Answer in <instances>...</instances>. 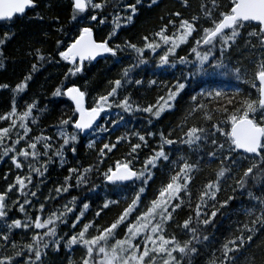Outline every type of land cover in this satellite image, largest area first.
Here are the masks:
<instances>
[{"label": "snow or ice", "instance_id": "obj_1", "mask_svg": "<svg viewBox=\"0 0 264 264\" xmlns=\"http://www.w3.org/2000/svg\"><path fill=\"white\" fill-rule=\"evenodd\" d=\"M177 2L181 9L191 7L190 0ZM159 5L160 0H67L69 32L62 13L45 15L53 10L52 0H0V28L6 29L0 31V69L6 70L10 59L5 49L17 36L16 20L30 11V20L48 23L51 31L43 33L45 38L58 37L50 53L29 42L26 55L32 60L26 72L14 86L0 83V90L11 93L10 109L0 113V164L8 165L0 177L6 183L0 191V264H45L49 253L62 251L67 264H194L214 242L219 246L206 264H257L254 246L264 264V0H201L189 17L180 10L160 16L161 26L141 37L142 43L117 42L141 9ZM106 25L109 31L98 38L97 31ZM182 46L189 48L187 55L179 54ZM123 53L130 54V63L108 82L105 93L91 97L86 88L74 82L69 86L98 57ZM245 61L255 69L250 78H245ZM52 64H64L66 71L48 103L55 98L70 103L56 123L45 127L48 103H42L41 94L26 97L36 75ZM177 68L179 76L171 84L147 81L148 87L165 92L154 103H142L128 91L145 85L136 78L142 72L156 75ZM233 80L248 84L255 97L231 86ZM192 83L199 90L188 93L190 103L179 123L156 130ZM134 119L143 127H129ZM117 132L121 134L113 141ZM85 140L96 152L87 166L77 158ZM98 142L102 147L97 149ZM122 144L128 151L108 164ZM57 164L66 175L41 200L49 169ZM205 168L214 179L194 195V178ZM157 172L168 181L148 200ZM126 189L131 194L124 197L127 206L101 225L102 214L120 205L115 197ZM222 190L231 192L224 200L218 195ZM101 191L105 196L92 212L93 197ZM238 195L248 201L244 219L218 241L217 217ZM49 203L58 207L50 209ZM185 209L187 218L178 222ZM21 234L28 237L22 244L14 239ZM76 249L83 250L78 260L68 255Z\"/></svg>", "mask_w": 264, "mask_h": 264}, {"label": "trees", "instance_id": "obj_2", "mask_svg": "<svg viewBox=\"0 0 264 264\" xmlns=\"http://www.w3.org/2000/svg\"><path fill=\"white\" fill-rule=\"evenodd\" d=\"M201 0H190L191 7L187 10L181 9L177 0H160L159 7H153L151 10L147 8H143L140 10V13L135 17L134 23L129 25L126 28H123L118 35L117 42L122 43L124 40H131L137 44L142 43L141 37L145 35H150L152 32L157 31L159 29L160 20L159 17L162 15H166L167 12L173 10H180L183 12L185 17H189L194 14L199 7ZM224 3H227V0H223ZM53 10L46 11L45 15L47 17H51L56 15L57 13H62L61 20L65 22V28L68 29L69 32H72L73 29L66 23L69 19V11L67 9V0H52ZM43 7V5H42ZM34 16L33 12H29L27 16L17 19L15 26L13 27V31L17 33L16 38L10 42L5 49V55L9 56L10 59L6 62L7 67L6 70L0 69V83H8L11 86H14L19 79L21 78L22 73H25L28 67V63L31 62L32 58L26 55L28 51L27 45L29 42L33 44V47H40L44 50L45 53H50L55 51V40L58 38L55 33H53L50 37L45 38L43 33L50 32L48 23H40L30 20L29 18ZM166 22V21H165ZM6 30L5 28H0V31ZM109 31V27L104 26L103 30L97 31V37H102L107 34ZM171 31V29H170ZM62 38V37H61ZM179 51L180 55H187L189 48L187 46H182ZM238 53H234V57H238ZM190 59L194 57H189ZM131 57L129 53L119 54L118 57L112 58L108 57L107 59L102 58L96 62H93L89 65L87 72L83 77L74 78L73 81H69V86L74 82L76 85L80 86L82 89H87L89 91L90 96L94 97L98 94L105 93L110 87L108 82L110 80H114L119 77V74L123 67L128 66L130 63ZM152 65H149V69H151ZM66 71V67L64 64H52L47 65L44 69L38 73L32 82L29 90L28 96L26 99H30L33 95L41 94L40 98L42 103H48L49 99H52L50 96L51 90L54 87L60 85L63 81V73ZM255 71L254 67L247 64L245 61V72L247 76L245 78H250ZM174 76H179V68L177 69H169L167 72L157 73L153 75L151 70L140 73L136 78H143L145 80V85L139 90L134 88H129L128 91L132 92L133 97L139 100L142 103H154L156 99L164 95L165 92L162 88L157 87H148L147 81L150 79H163L165 82L171 84L174 82ZM231 86H238L245 92H252L253 97H255V92L250 88L248 84L239 83L238 85L233 80L231 81ZM193 88L199 90L198 86L195 83H192L184 93H182L181 97L176 104V107L171 112H166L162 119L155 124V129L159 130L161 128L167 129L171 126H175L179 123L180 119L184 115V111L190 103V97L188 93H192ZM124 93H122L123 95ZM47 97V98H46ZM89 102L91 100L89 99ZM66 98H55L52 103H48V107L50 109L51 114L43 121L45 127L49 124H54L57 122V118L60 112L66 108L69 104ZM11 106V93L9 90H0V113L8 111ZM115 111H113L112 115L115 116ZM105 120L110 119V117L105 116ZM191 123V121H190ZM135 125L137 128L143 127V122L141 120L134 119L132 124L129 127ZM123 130H121L122 132ZM121 132H117L113 135L112 140H115L116 135H120ZM106 142V141H105ZM87 140L83 142V146L78 149L77 158L85 165H89L93 163L96 159V152L93 150H89L86 147ZM102 147L101 143H97L96 148ZM128 151V145L122 144L118 146V150L115 151L114 155L111 156V159L108 160V164H112L116 159H121L124 154ZM147 153H143V156ZM69 158L71 159V155L69 154ZM195 159V157H193ZM136 167H140L139 164ZM8 171L7 164H0V177H2L4 172ZM66 175V171L61 169L59 165H54L49 169L48 174V183L43 187L42 193L40 195L41 200H43L44 196L48 194L49 189L54 187V182H60L63 180ZM95 178V177H94ZM11 180L12 177L10 176ZM214 179V175L211 169L205 168L202 172L197 173L194 181L191 186V191L195 195L197 190L202 187V185L208 180ZM168 181V176L165 173L157 172L155 183H152L151 187L148 190V200L152 199L156 191L161 187L162 183H166ZM99 183V181H97ZM6 187V183L3 179H0V191H2ZM231 192L228 190H222L218 195L219 199L224 200L230 195ZM130 190H124L120 193L117 199H120L121 203L119 206L112 207L110 210H107L105 214H102V219L99 220L101 225L107 226L112 220H114L119 213L126 207V203L124 201L125 196H129L130 198ZM105 193L101 191L99 196H94L93 200L95 203L93 204L92 212L96 210V206L102 202ZM15 198V197H13ZM147 203V201H145ZM248 205V201L246 197H242L238 195V198L234 200L231 205L222 210L223 215H218L217 217V228L215 229V238L218 241H223L225 237L230 234L231 228L235 227L234 222L237 220H243L244 216L242 214L243 207ZM58 207V205H54L49 203V208ZM11 215L16 218H22L18 213L13 212ZM187 218V209L179 213L177 218L178 222H182ZM88 219H92V213L88 214ZM63 231H68V229H63ZM169 232L176 231L179 238L183 239L182 235H180L179 230L174 228H169ZM212 230H210L211 233ZM19 243H25L28 239L27 236L21 234L14 237ZM219 245L217 243H213L206 249L202 256H200L194 264H206V260L209 256V253ZM76 249L74 252L68 253L69 256L78 260V251ZM251 252H255L257 255V264H260L259 252L256 250L255 246L251 250ZM248 253V254H251ZM2 254V253H0ZM241 260H243V255L241 256ZM45 264H67V256L64 251H62L59 255H53L49 253V256L45 260Z\"/></svg>", "mask_w": 264, "mask_h": 264}, {"label": "rangeland", "instance_id": "obj_3", "mask_svg": "<svg viewBox=\"0 0 264 264\" xmlns=\"http://www.w3.org/2000/svg\"><path fill=\"white\" fill-rule=\"evenodd\" d=\"M78 251H79V253H78V259H79V257L83 255V250L82 249H79Z\"/></svg>", "mask_w": 264, "mask_h": 264}, {"label": "water", "instance_id": "obj_4", "mask_svg": "<svg viewBox=\"0 0 264 264\" xmlns=\"http://www.w3.org/2000/svg\"><path fill=\"white\" fill-rule=\"evenodd\" d=\"M100 59H102V58H101V57H98L96 61H98V60H100ZM96 61H94V62H96Z\"/></svg>", "mask_w": 264, "mask_h": 264}]
</instances>
